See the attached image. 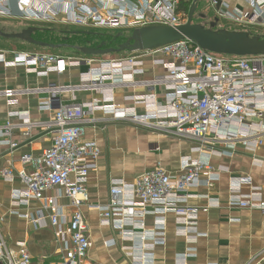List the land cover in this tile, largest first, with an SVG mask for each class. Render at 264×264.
<instances>
[{
    "label": "built area",
    "instance_id": "obj_1",
    "mask_svg": "<svg viewBox=\"0 0 264 264\" xmlns=\"http://www.w3.org/2000/svg\"><path fill=\"white\" fill-rule=\"evenodd\" d=\"M0 1V15L14 16L11 0ZM18 1L23 16L47 22L60 20L64 25L93 29L134 31L153 26L177 27L187 21L185 14L180 12L182 0ZM93 1L94 6L90 3ZM194 1L190 0L191 4ZM242 1L247 4L248 11L231 8L223 0H210V7L226 21L231 32H245L264 40V0ZM218 7L221 9L217 10ZM144 60H150L153 68L162 67L165 74L149 81H138L147 73ZM0 65L24 68L28 74L39 78L61 75L74 67H86L88 70L80 77L81 89L102 95L100 103L59 105L56 108L54 100L62 89L52 86L44 90L50 97L40 101L39 110L53 112L58 135L41 156L25 155L21 158V163L31 167L32 171L18 174L24 189L11 193L15 209L28 206L32 201H45L43 210L46 211L55 208L58 197H46V193L54 190L63 192L70 200L74 210L70 218L56 211L49 218L59 242L66 246L61 261L56 264H90L87 261L91 245L88 224L81 210L84 206L98 212L100 227L119 234L122 242L127 244L122 251L132 264H157L155 251L167 243L169 215L175 216L176 235L189 244H196L206 235L198 230L201 210L192 205V201L205 199L208 206L203 211L220 206L219 201L209 196L191 194L199 187L204 172L208 175V186L219 180V174L211 165V154L205 158H183L177 174L159 166L146 172L135 183L113 180L110 182L107 205L88 204L87 185L101 157V150L95 142L83 141L88 113L99 112L112 122L161 130L176 138L196 142L198 146L194 153L199 155L204 154L206 146L213 147L218 143L229 144L233 151L237 141H242L251 151L263 144L264 56L241 58L216 55L188 41H180L152 51L132 53L126 58L109 60L0 52ZM137 86H145L152 93L124 97L125 103H131L128 107L116 103V88ZM2 95L9 106L18 104L15 91H4ZM139 107H143L144 111L140 112ZM9 117L29 123V113H11ZM12 129L11 124L0 128V144L11 151L18 148L12 139ZM212 153L217 152L213 149ZM16 176L13 167L0 171V178L7 182H14ZM246 188L249 190L247 193L244 192ZM228 207L264 213L262 189L255 187L250 177L231 178ZM13 214L30 218V215H20L16 211ZM38 215V218L32 219L34 226H46L44 214L40 212ZM148 218L153 219L152 229L147 227ZM1 224L2 220L0 264H35L27 243L10 245ZM192 256H179L176 263L187 264V259Z\"/></svg>",
    "mask_w": 264,
    "mask_h": 264
},
{
    "label": "crops",
    "instance_id": "obj_2",
    "mask_svg": "<svg viewBox=\"0 0 264 264\" xmlns=\"http://www.w3.org/2000/svg\"><path fill=\"white\" fill-rule=\"evenodd\" d=\"M223 1L231 8L248 11L247 4L242 0ZM219 9L221 7L217 8ZM48 44L54 45L53 43ZM0 52L39 53L6 48H0ZM82 58H87V56L83 55ZM144 62L147 73L139 77L138 81H149L165 74L162 67L153 68L150 60H144ZM87 70L86 67H74L61 75L52 74L47 78H39L28 74L24 68H6L0 65V128L11 124L13 142L18 144V148L13 151L0 144V171L13 167L17 173L14 182H7L0 178L1 229L10 243H27L35 264H56L61 261L62 252L66 246L59 242L56 229L49 224V218L55 211L70 218L74 210L70 200L58 190L46 193L47 198L58 197L56 207L48 211L43 210L45 201H32L28 206L15 209L12 206L11 193L13 190L24 189L18 174L32 171L31 167H25L21 163V158L25 155L35 158L41 156L52 146L58 135L53 112L39 110L40 101L50 97L44 90L52 86L62 89L61 94L54 100L56 108L59 105H79L102 101L100 93L81 89L80 77ZM8 90L17 93L15 97L18 101L17 105L7 104V99L2 92ZM150 91L145 86L120 87L115 89L114 96L118 105L128 107L131 103H125L124 97L151 94L152 91ZM157 91L160 93V89ZM138 109L140 112L144 111L143 107ZM18 112L29 113V123H23L17 117H9L11 113ZM86 118L83 141L95 142L101 150L97 169L91 172L87 185L88 204L90 205H107L110 182L113 180L135 183L146 172L159 166L171 174H177L180 172L183 158L188 156L194 159L205 158L207 154H211V165L215 173L219 174V180L208 186L206 183L208 175L204 172L199 187L191 191L193 195L209 196L219 201L220 204L218 208L203 211L208 206L205 199L192 201V205L201 210L198 230L206 237L196 244L187 243L184 238L176 235L175 216L169 215L167 243L155 251L157 264H177L178 257L186 254L194 255L187 259V264H249L253 261L254 264H264V259H262L264 213L228 207L229 182L233 177L252 178L253 185L262 189L264 197V137L263 144L255 151L246 148L242 141H237L234 151L229 148V144L218 143L213 147L206 146L204 154L199 155L194 153L198 143L176 138L161 130H149L131 123L112 122L99 112L88 113ZM230 128L233 127L230 126ZM208 139L211 140V138ZM213 149L217 153H212ZM248 191V188L244 189V192ZM81 210L88 224L87 234L91 244L87 261L90 264H132L122 251V247L127 244L122 242L119 234L112 229L100 227L97 211L89 210L87 206ZM15 211L20 215H30V218H21L13 214ZM40 212L44 214L46 226L36 228L32 219L38 218ZM146 224L148 229H152L153 219L148 218ZM113 242H115L114 245Z\"/></svg>",
    "mask_w": 264,
    "mask_h": 264
},
{
    "label": "water",
    "instance_id": "obj_3",
    "mask_svg": "<svg viewBox=\"0 0 264 264\" xmlns=\"http://www.w3.org/2000/svg\"><path fill=\"white\" fill-rule=\"evenodd\" d=\"M201 1L203 0H195L193 2L187 21L180 26H153L135 29L131 37L116 48H108L107 44L102 42L95 48L82 47L76 49L84 56L100 57L123 52L138 53L152 51L180 41H188L216 55L241 58L264 56V40L258 37H251L245 32L215 31L213 29H206L202 25L194 24L193 18ZM36 31H39V29L29 28L22 33L6 34L0 30V37L21 40L41 48H58L55 45L32 38V34ZM98 36L102 35L98 34ZM120 36L118 35V37Z\"/></svg>",
    "mask_w": 264,
    "mask_h": 264
},
{
    "label": "rangeland",
    "instance_id": "obj_4",
    "mask_svg": "<svg viewBox=\"0 0 264 264\" xmlns=\"http://www.w3.org/2000/svg\"><path fill=\"white\" fill-rule=\"evenodd\" d=\"M90 3L92 6L95 5L94 1ZM11 8L14 16L7 17L6 15H0L1 31L6 34H17L15 32L22 33L24 30L34 26L35 28L41 30L33 36L35 40L53 43L58 48H41L21 40L4 39L0 37L1 49L6 48L10 50H26L65 58L79 59L82 58L83 55L76 48H81L82 46L91 48L100 45L105 37L116 38V36L121 35L113 42L114 48H116L115 45H121L126 42L127 39L131 37L133 32L132 30H121L120 28L93 29L74 25H64L63 21L60 20L56 22L39 21L31 16H23V9L18 0H11ZM193 23L202 25L206 29H213L215 31H232L231 27L227 28L226 21L219 17V13L210 7V0H203L199 3L193 18ZM77 33H80L79 35L83 36L75 37ZM91 34L93 36L89 39ZM98 34L102 36H98ZM109 41H111V39H107L105 42L108 45V48H110ZM65 44H67V46H65ZM131 55V52H123L120 54H112L109 56L100 57L102 59H120L129 57ZM100 57L98 58L101 59ZM8 243L10 245L13 244L9 241Z\"/></svg>",
    "mask_w": 264,
    "mask_h": 264
},
{
    "label": "trees",
    "instance_id": "obj_5",
    "mask_svg": "<svg viewBox=\"0 0 264 264\" xmlns=\"http://www.w3.org/2000/svg\"><path fill=\"white\" fill-rule=\"evenodd\" d=\"M191 6L192 4L190 0H182L181 6H180V12L184 13L185 16L188 17Z\"/></svg>",
    "mask_w": 264,
    "mask_h": 264
},
{
    "label": "flooded vegetation",
    "instance_id": "obj_6",
    "mask_svg": "<svg viewBox=\"0 0 264 264\" xmlns=\"http://www.w3.org/2000/svg\"><path fill=\"white\" fill-rule=\"evenodd\" d=\"M41 30H39V31H36V32H34L33 34H32V38H33V36L37 33V32H40ZM80 33H77V35H75V37H81V36H83V35H79ZM93 35L91 34L90 36H89V38H91ZM107 39H111V41H109V44H110V46L112 47V46H114L113 45V42L116 40V38L114 37V38H109V37H105L104 38V40H103V42H106L107 41ZM43 42V41H42ZM55 45V44H54ZM65 46H67V44H65ZM98 46V45H97ZM97 46H95V47H97ZM116 47L118 46V45H115Z\"/></svg>",
    "mask_w": 264,
    "mask_h": 264
}]
</instances>
